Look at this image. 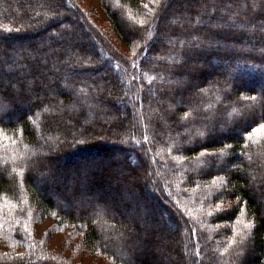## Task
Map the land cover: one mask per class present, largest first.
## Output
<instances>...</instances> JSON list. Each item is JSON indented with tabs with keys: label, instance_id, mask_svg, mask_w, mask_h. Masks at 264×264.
<instances>
[{
	"label": "trees",
	"instance_id": "obj_1",
	"mask_svg": "<svg viewBox=\"0 0 264 264\" xmlns=\"http://www.w3.org/2000/svg\"><path fill=\"white\" fill-rule=\"evenodd\" d=\"M99 1L0 0V264H264V0Z\"/></svg>",
	"mask_w": 264,
	"mask_h": 264
},
{
	"label": "rangeland",
	"instance_id": "obj_2",
	"mask_svg": "<svg viewBox=\"0 0 264 264\" xmlns=\"http://www.w3.org/2000/svg\"><path fill=\"white\" fill-rule=\"evenodd\" d=\"M81 5L88 10V13L90 15V18L96 22L101 28L103 31H105V33L107 34L108 38L110 40H112L114 43H117L120 47H122V49H125V46H123L122 44L119 43V41L116 40V36H115V33L113 32V29H112V26H111V23L108 19V17L105 15V13L102 11L101 9V4H100V1L99 0H79ZM172 17L170 18V21H171ZM163 40L167 41L168 39L163 36ZM14 96H18V94L16 93V91L14 92ZM180 106V105H179ZM169 108L171 110H173L175 107L174 106H171L169 105ZM49 111L50 112H55L54 109L51 107L49 108ZM225 131V130H223ZM100 134L102 132H99ZM115 138L118 140L119 139V136H115ZM115 139V142H118L117 140ZM106 140H109L108 138ZM105 141V139L103 140ZM120 172V169H115L113 170V172ZM37 173V172H36ZM160 175V174H158ZM37 186L40 190H44V182L40 181V180H37ZM165 219L168 218L166 217V214H165ZM167 220V219H166ZM168 232L167 234L171 235V239H173L172 241V245H176L175 243H179L180 242V239L174 237V230H175V224L171 222V220L168 218ZM53 224L52 220L51 219H45V220H42L41 222H38L36 223V226L39 228V229H42L43 231L44 230H48L50 228H53L51 227ZM67 235L66 233L64 232H59L58 230H54L53 234H52V237L50 239V245H51V248L52 250L54 251V253H59V254H63L64 255H71V259L73 260V262L77 263V264H112L110 262L109 259L106 258L105 255H102V254H95L93 256H90L88 253H78V254H75L72 253L70 251V248L69 250H67V248L65 247L66 245L65 244H61L62 242H64V240H68L67 238ZM70 237V236H69ZM181 238H182V244L185 242V234H182L181 235ZM73 238H71L72 240ZM66 242V241H65ZM78 242V240H77ZM66 243L70 244L71 245V242L70 241H67ZM65 245V246H64ZM72 247V246H71ZM66 250V251H65ZM168 253L166 251V249H156V252H157V255H159V257H161V259L163 260V262H165L166 264H188L186 262V258L184 257H178L177 256V250L175 251L173 248H171V246H169V249H168ZM103 256V258H102ZM70 259V260H71Z\"/></svg>",
	"mask_w": 264,
	"mask_h": 264
}]
</instances>
